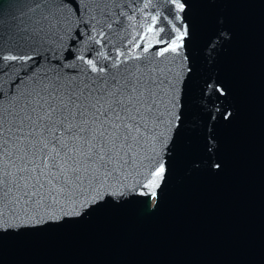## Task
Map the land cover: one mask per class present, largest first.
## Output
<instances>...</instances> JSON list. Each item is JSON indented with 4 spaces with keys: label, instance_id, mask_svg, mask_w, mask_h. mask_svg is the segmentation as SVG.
<instances>
[{
    "label": "water",
    "instance_id": "95a60500",
    "mask_svg": "<svg viewBox=\"0 0 264 264\" xmlns=\"http://www.w3.org/2000/svg\"><path fill=\"white\" fill-rule=\"evenodd\" d=\"M33 2L0 0L5 128L38 94L82 113L78 123L132 83L156 107L128 156L92 166L55 200L0 196V264H264V0H181L183 12L171 0H73L54 9L63 28L38 44L22 39ZM184 25L178 54L158 55Z\"/></svg>",
    "mask_w": 264,
    "mask_h": 264
},
{
    "label": "snow or ice",
    "instance_id": "6c2138e0",
    "mask_svg": "<svg viewBox=\"0 0 264 264\" xmlns=\"http://www.w3.org/2000/svg\"><path fill=\"white\" fill-rule=\"evenodd\" d=\"M171 2L177 12L184 11L185 3L181 0ZM64 4L71 7L73 0H62L60 5L55 4L54 0H34L29 6L34 17L31 24L23 29L22 39L38 44L53 32L62 29L63 21L54 9L63 7ZM76 10H79L78 6ZM179 18L177 16V19ZM155 22L156 17L153 16L152 23ZM183 27L184 31H181L163 50L158 51V55L169 51L178 54L188 35L187 25ZM147 33H153L151 26L147 28ZM99 36L103 38L104 33L101 32ZM151 40H156V36H151ZM150 41L144 48L145 52L152 47ZM96 42L100 43V40L97 39ZM135 47H139V44ZM119 55L118 50L117 65ZM79 58L84 59L83 56ZM2 59L26 61L33 57L5 55ZM87 63L91 65L92 71H97L92 60H87ZM99 71L102 72L103 69ZM206 83L209 89L218 94L225 91L218 83L214 88L211 82ZM53 99L55 97L51 94L48 99L38 94L30 105H25V108L30 110L18 116L14 114L7 128L4 126L5 120L0 118V196L14 194L17 203L31 202L34 198L37 202H42L45 195L55 200L65 189L82 183L92 166L99 164L104 167L114 160L119 161L122 159V153L123 156H128L133 150V145L140 139L142 129L148 131L147 118L156 107L154 97L147 95L136 83L126 86L123 92L117 90L107 102L106 108L101 104L96 109L91 124L87 120L83 123L77 122L82 113L64 115L63 109L58 110L57 106L50 102ZM101 108L104 110L101 111ZM97 121L100 123L93 127ZM207 139L209 143L206 147L211 153L214 147L212 141L215 138L209 134ZM5 163L9 169L7 171L4 169ZM210 164L217 169L220 167V163L215 160L210 159ZM165 172L164 164H159L148 174L143 187L155 189ZM6 182L9 184L8 187H5ZM155 194V191L150 193L153 196Z\"/></svg>",
    "mask_w": 264,
    "mask_h": 264
}]
</instances>
